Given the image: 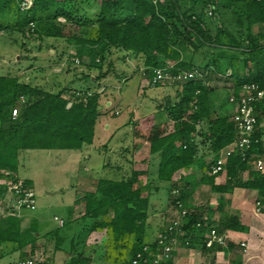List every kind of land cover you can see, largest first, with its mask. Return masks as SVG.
<instances>
[{
  "label": "trees",
  "instance_id": "trees-1",
  "mask_svg": "<svg viewBox=\"0 0 264 264\" xmlns=\"http://www.w3.org/2000/svg\"><path fill=\"white\" fill-rule=\"evenodd\" d=\"M260 23L264 24V0H33L29 8L22 7V0H0V33H17L22 48L29 38L65 41L74 50L70 57H77L87 69L71 82L93 81L86 88H75L70 82L51 91L19 74H0V180H20L22 150H84L94 144L102 115L100 82L109 75L119 81L127 77L125 72H117L115 58L136 61L143 72L141 83L145 80L147 86L172 88L159 99L156 112L138 117L131 111L126 123L131 137L119 146L120 160L104 162L119 169L120 176L100 177L96 190L78 201L84 204L82 215L45 234L55 238L56 248L71 239L65 264H90L87 241L93 232L103 230L110 232L114 248L133 240L127 259L106 256L103 264H154V255L161 248L158 236H148L150 198L164 181L170 183L169 205L176 215L159 227V233L173 225L176 242L199 247L210 263L216 252L223 251L231 256L229 264H241L235 252H241L242 246L227 236L225 244L207 246L206 237L212 229L220 235L228 230L248 231L225 196L234 188L256 190L258 202L264 205V129L260 125L264 95L255 103L257 122L248 154H231L224 170L212 173L222 151L238 137L237 106L230 96L238 97L246 83L255 82L264 90V32H253V26ZM158 68L174 76L193 70L198 74L187 81L154 83ZM230 68L233 71L228 76L234 83L225 100L235 105V112L215 115L214 104L223 89L211 83ZM157 112L167 113V119L157 122ZM112 135L104 142L105 152L112 150ZM208 154L212 155L209 162ZM258 160L263 161L261 167L256 165ZM182 169L190 172L174 181ZM198 170L200 183L209 186L210 192L223 194L217 205L192 203ZM221 173L226 175L223 184L216 181ZM141 175L155 178L154 185H137ZM24 182L33 187L32 180ZM8 192V184L0 182V197ZM183 210L181 223L175 224ZM217 211L221 215L216 221ZM23 220L16 213L0 215V246L11 244L20 249L30 245L29 257L34 254L39 229L34 219L22 228ZM63 229L71 232L65 234ZM173 254L174 250L160 264H173Z\"/></svg>",
  "mask_w": 264,
  "mask_h": 264
},
{
  "label": "rangeland",
  "instance_id": "rangeland-1",
  "mask_svg": "<svg viewBox=\"0 0 264 264\" xmlns=\"http://www.w3.org/2000/svg\"><path fill=\"white\" fill-rule=\"evenodd\" d=\"M15 39H18V42ZM20 41L22 40H19L17 33H0V74H19L23 79L31 80L34 84L41 85L47 90L57 91L67 86L83 70L87 71L77 57H70V53L74 50L69 48L63 40L47 39L39 41L29 38L25 48L20 46ZM115 67L118 73L125 72L126 79H128L124 78L119 81L114 75H109L101 80L99 91L102 92L100 104L102 115L97 125L94 144L84 150L48 151L45 149H28L20 151L18 175L20 180H32L36 193V207L35 209L23 208L15 211L14 196L8 192L4 198L0 197V215L10 211L20 213L23 217L34 219L39 232H42L43 228H47L48 232L54 231L61 227L60 219L66 220L68 205L71 203L76 191L93 192L97 188L100 177L118 178L120 176L119 169L113 165L105 166L104 162L109 161L116 164L120 160L119 146L122 145L124 139L130 140L131 137H129L131 128L126 124L131 111H134L138 117L156 112V105L160 97L168 91V87L162 85L147 86L148 81L145 80L141 83L143 72L134 60L126 59L122 61L115 58ZM91 72L97 74L95 70ZM92 82V80L77 79L71 82V85L75 88H86L92 85ZM162 83L167 84L169 81H162ZM211 84L217 87L215 80ZM174 93L175 90L172 91V95ZM226 94L227 89L218 95V101H224ZM107 101H110L109 105H107ZM226 104L230 103L226 101ZM158 120H160V117L157 115L156 121L159 122ZM106 127L110 128L106 129ZM111 135L110 149L112 150L105 152L104 142ZM154 180L153 177L141 175L137 185H144L147 182L153 183ZM10 181L8 179L0 180L2 183H9ZM167 185L166 181L161 182L158 191H155L152 187L154 190L151 198L154 203L149 209L148 236L153 235L155 232L153 229L167 218L168 213L164 211L166 205L171 201L166 189ZM202 190L201 185L197 186V190L193 188V191H195V197L191 198L193 204L203 200L204 195L201 196L202 198L196 196V193L198 191L202 192ZM48 192H53V194ZM164 202L165 205H163ZM56 216H58V219H55ZM43 234L44 232H42ZM89 239L91 240L86 245L85 251L86 255L90 257V264L106 263V256L112 259H115V257L119 260L127 259L133 241L132 239L131 241H125L114 248L113 244L110 243L111 234L107 230L93 232ZM101 244L102 246H100ZM44 245L46 248L53 246V240H47ZM9 247L10 244H3L0 247V255L7 251ZM62 248L63 250H69V243L65 241ZM118 252H121V257ZM41 254L35 256L47 257L44 252ZM31 256L29 255V257ZM6 260L10 261L12 257H6Z\"/></svg>",
  "mask_w": 264,
  "mask_h": 264
},
{
  "label": "crops",
  "instance_id": "crops-1",
  "mask_svg": "<svg viewBox=\"0 0 264 264\" xmlns=\"http://www.w3.org/2000/svg\"><path fill=\"white\" fill-rule=\"evenodd\" d=\"M253 32L259 33L264 32V24H255L253 26ZM232 68L228 69L227 73L225 75L219 74L215 79V85L217 83V88L219 90L221 89H230L231 86L234 83V80L231 76H228L232 72ZM249 71L248 67L244 70L245 73ZM171 87L168 88V91L164 93V95H167L171 91ZM218 90V92H219ZM162 96L160 97V99ZM107 105L110 104V101L106 102ZM112 103V102H111ZM230 103V102H229ZM213 110L215 111L214 114H221V115H233L235 112V105L230 103L226 104V100L224 101H217L214 104ZM136 115V114H135ZM157 115L160 117L159 122L165 121L167 119V113L161 114L157 112ZM137 116V115H136ZM261 127L264 129V119L263 122L260 124ZM109 126H111L109 124ZM108 127V126H107ZM106 129H109L107 128ZM53 154L55 152H52ZM207 162L212 160V155L208 154L206 156ZM264 167V166H263ZM156 168H154L155 170ZM190 171L182 169L178 171L174 177L173 180L176 181L180 176L188 174ZM245 177H247V173L244 174ZM201 179V170H198L195 175V182L196 185L192 186V193L190 198L193 199L194 196V190H197V186L201 185L203 187L202 192L198 191L196 193V196H203V200L197 202L199 203H205L208 202L210 205L215 206L218 204V199L223 194L217 193V192H210L209 186L200 183ZM217 183H225L226 181V175L225 173H221L216 178ZM33 183V182H32ZM168 185L166 186V189H169L170 183L167 182ZM74 190V189H72ZM202 193V195H201ZM86 192H83L82 190L76 191V194L72 198L71 203L68 205V213L66 215V220H72L76 221L78 217H80L84 210V204L79 203L78 201L80 198H82ZM169 195V192H168ZM226 198L229 200V207L232 212H236L239 214L240 220L243 224H245L248 227V231L242 232V231H234V230H228L226 232V236L229 240L233 241L235 244H239L241 246V243L244 242L246 244V251L244 249L240 252L237 251L236 256H238V261H241V264H264V211L258 210L257 203H258V193L254 189H248V188H240L236 187L233 189L231 193L225 194ZM199 198V197H198ZM202 198V197H201ZM191 199V200H192ZM11 201V200H10ZM168 202V201H167ZM154 201L151 198V207L153 205ZM196 203V204H197ZM165 205V202L163 203ZM168 213L166 216V220L162 221V223H159L158 226L153 229L155 232L153 234V238L158 235L160 232L159 227L169 221L171 219V216L176 215V212L174 209L167 204L165 211ZM18 212V211H17ZM7 214V213H5ZM17 214V213H16ZM18 215V214H17ZM19 215L22 216V214L19 213ZM221 213L217 211L213 217V220H218ZM55 219H58V216L55 217ZM29 220V222H28ZM29 218L24 217V220L22 222V228L27 227L30 223ZM65 219H60V226L63 225ZM27 223V224H26ZM75 223V222H74ZM42 232L44 234L42 235ZM42 232L40 231L38 233V240L36 242V248L34 250V255L36 254H44L49 257L54 264H65L68 261V249L63 250V248H56L55 238L45 235L48 231L47 228H43ZM64 232V231H63ZM71 231L64 233H70ZM47 240H53L54 245L49 246L48 248L45 247V243ZM90 240L87 241V245L90 243ZM71 242V239L68 240ZM67 241V242H68ZM71 245V244H70ZM102 246V244L100 245ZM104 246V244H103ZM1 247V246H0ZM243 247V246H242ZM244 248V247H243ZM31 250L30 245H27L25 247H22L20 249L14 248L11 244L7 251H4L0 255V264H20L22 260L27 258L28 252ZM174 254H173V264H229V260L231 256H226V254L223 251L216 252L215 258L213 263H210L209 260L206 259V256L202 254L199 247H191L186 246L183 243L176 242L174 245ZM241 250V249H240ZM47 251V252H46ZM46 252V253H45ZM41 254V255H42ZM6 257H12V260L7 261Z\"/></svg>",
  "mask_w": 264,
  "mask_h": 264
},
{
  "label": "built area",
  "instance_id": "built-area-1",
  "mask_svg": "<svg viewBox=\"0 0 264 264\" xmlns=\"http://www.w3.org/2000/svg\"><path fill=\"white\" fill-rule=\"evenodd\" d=\"M33 4V0H22V7L29 8ZM211 13V10H210ZM198 73L196 71H185L183 73L174 76L171 72H168L162 68H158L156 70V75L153 78V82L157 81H169L173 82L174 80L187 81L191 78H194ZM264 95V90L260 88V86L255 83H246L241 91L239 96L231 95L230 102L235 103L237 106V111L234 115V120L237 124L238 129V137L236 140L228 145L223 151L219 159L212 166V173H219L224 170V165L226 161V157L230 156L233 153L240 152L242 156H246L248 154V150L252 145V134L255 130V125L257 122V117L255 114V103L262 98ZM16 109L13 111L16 114ZM257 167H261L263 165L262 160L256 161ZM8 184V190L11 195L14 196L15 203V211L20 210L22 208L27 209H35L36 207V193L32 186L27 185L23 180H19L17 182H6ZM258 210H262L264 205H261L259 202L257 203ZM13 213V212H8ZM185 210L181 212V216L179 220L175 222V224L181 223V217L185 214ZM173 225L169 227L168 230L159 233L158 243L159 249L161 251L155 253L154 264H160V261L166 260L170 258L172 255V251L174 249V245L176 243V237L173 236ZM215 243L225 244L226 243V235H220L216 229H212L207 237L206 244L207 246H212ZM161 246V247H160ZM241 246L244 247V251H246V244L244 242L241 243ZM139 257L141 254L138 255ZM136 262V260H134ZM20 264H54L52 261L45 260L43 257L31 256L22 260Z\"/></svg>",
  "mask_w": 264,
  "mask_h": 264
},
{
  "label": "water",
  "instance_id": "water-1",
  "mask_svg": "<svg viewBox=\"0 0 264 264\" xmlns=\"http://www.w3.org/2000/svg\"><path fill=\"white\" fill-rule=\"evenodd\" d=\"M49 194H53V192H48Z\"/></svg>",
  "mask_w": 264,
  "mask_h": 264
}]
</instances>
